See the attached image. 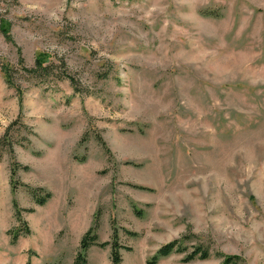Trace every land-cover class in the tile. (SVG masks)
<instances>
[{"label": "rangeland", "instance_id": "rangeland-1", "mask_svg": "<svg viewBox=\"0 0 264 264\" xmlns=\"http://www.w3.org/2000/svg\"><path fill=\"white\" fill-rule=\"evenodd\" d=\"M92 228L123 264L185 236L154 264H264V0H0V264H73Z\"/></svg>", "mask_w": 264, "mask_h": 264}, {"label": "trees", "instance_id": "trees-1", "mask_svg": "<svg viewBox=\"0 0 264 264\" xmlns=\"http://www.w3.org/2000/svg\"><path fill=\"white\" fill-rule=\"evenodd\" d=\"M51 56L47 55V54H39L36 58L35 61V68L33 70H29L30 73H34V74H39V76H43V75H48L50 71H52V69L55 67L52 59L50 58ZM4 71V73L6 74V76H9V67H3L2 69ZM64 75L62 77H59L60 80L62 79H68L72 86L75 85L76 81L75 79L70 76L68 73L65 72V70L63 71ZM20 95L22 94L21 90H19ZM103 142V141H102ZM21 146H23V144H21ZM11 147V146H10ZM9 149V147H8ZM10 154L14 153L13 148H10L9 150ZM17 165H12L11 167V180L14 181L13 185L15 188L16 185V181L13 180L16 176V167ZM25 170H27V167L24 168ZM12 185V186H13ZM29 188V187H28ZM15 190V189H14ZM30 193L32 195V197L34 198L35 202L37 205L43 206L46 201L51 198V195L49 193L45 194L44 197H40L39 196V192H41V189H30ZM14 207L16 209V218L18 220V222H21V224L25 227L18 230L15 234H12V242H16L18 240V238L20 236H26L28 234H30V230L27 228V224L25 221L22 220L21 214H20V210L18 209V206L16 203H14ZM30 212H32L33 210H29ZM23 229L25 231H23ZM186 236L182 237L180 239H175L167 244H165L164 246H162L157 253L155 254V256L152 258V261L149 262V264H154L157 262V260L159 258L162 257H167L169 256L171 253H185L187 251V247H185V242H186ZM117 234L114 233V237H113V241L111 243L109 242H104V243H97V237L95 235H93V228L90 229L82 238L81 243H80V249L79 252L77 253L73 264H88V260H87V252L89 250V248L94 245V244H98L100 247L104 248L108 245H111L112 248V252H111V260L109 263H105V264H123V259L120 253V250L122 248H125L126 250L130 251L131 249L128 247H122L119 242L117 241ZM209 257V253L203 249L201 246H195L194 249H192V252H190L189 254L186 255L184 261L188 262V261H192L196 258L199 259H207ZM239 260V257H235V256H226L223 264H237ZM30 264V263H27Z\"/></svg>", "mask_w": 264, "mask_h": 264}]
</instances>
